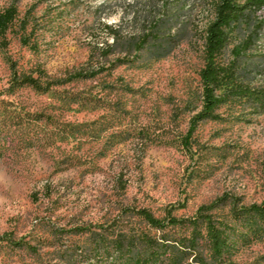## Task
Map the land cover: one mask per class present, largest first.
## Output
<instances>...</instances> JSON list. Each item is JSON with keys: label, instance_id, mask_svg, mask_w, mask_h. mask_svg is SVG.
Listing matches in <instances>:
<instances>
[{"label": "rangeland", "instance_id": "obj_1", "mask_svg": "<svg viewBox=\"0 0 264 264\" xmlns=\"http://www.w3.org/2000/svg\"><path fill=\"white\" fill-rule=\"evenodd\" d=\"M218 2L0 0L16 10L0 37V264H106L120 233L191 234L154 230L138 210L186 219L222 198L209 213L228 262L264 264V240L231 214L264 199V107L232 93H264V9L225 29V102L189 133Z\"/></svg>", "mask_w": 264, "mask_h": 264}, {"label": "trees", "instance_id": "obj_2", "mask_svg": "<svg viewBox=\"0 0 264 264\" xmlns=\"http://www.w3.org/2000/svg\"><path fill=\"white\" fill-rule=\"evenodd\" d=\"M264 9V0H246L240 3L238 0H219L216 8L215 21L210 23L206 30L205 53L207 62L200 71L202 83V110L192 120L189 133L192 134L196 125L213 117L214 111L225 102V97L218 94V87L224 68L215 63L217 53L227 44L228 38L225 29L238 21L244 15L258 12ZM16 17V10L11 7L0 12V37H4ZM101 72L95 71L89 74L78 72L70 78L72 80L90 79ZM17 86L31 87L36 91H48L38 79L31 76H22L16 83ZM235 95L253 98L264 107V93L240 87L232 91ZM227 198L209 206H202L194 217L179 219L170 214L161 219L147 210L140 209L137 214L143 218L147 225L158 231L170 228L190 229L188 237L169 238L168 236L152 237L147 234H135L127 236L120 233L103 249V259L106 264H231L225 255L228 246L221 230L213 221L210 211L217 204H225ZM231 209L232 217L236 221L243 222L248 235L245 239L264 240V199L261 203H253L242 208ZM200 226L205 229V240H201ZM79 233L96 235L90 228L77 229Z\"/></svg>", "mask_w": 264, "mask_h": 264}]
</instances>
